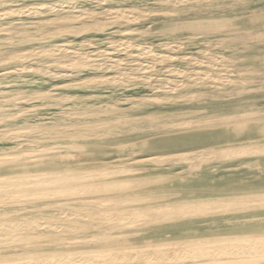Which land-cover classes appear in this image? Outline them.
Instances as JSON below:
<instances>
[{"label":"rangeland","instance_id":"374dc122","mask_svg":"<svg viewBox=\"0 0 264 264\" xmlns=\"http://www.w3.org/2000/svg\"><path fill=\"white\" fill-rule=\"evenodd\" d=\"M63 1L0 0V10ZM75 3L88 13L77 29L0 20V57L24 56L0 63V183L59 179L37 186L45 201L1 193L0 222L29 221L41 241L0 247V262L152 251L196 264L206 260L190 258V245L264 244V0ZM59 44L69 52L34 54ZM173 205L191 211L143 214ZM158 246L168 248L155 255Z\"/></svg>","mask_w":264,"mask_h":264},{"label":"bare ground","instance_id":"6f19581e","mask_svg":"<svg viewBox=\"0 0 264 264\" xmlns=\"http://www.w3.org/2000/svg\"><path fill=\"white\" fill-rule=\"evenodd\" d=\"M106 14L109 16V18L114 19V20L123 15V13L120 10H111V9L107 10ZM87 15H88L87 12H84L83 10L77 9L75 0H66L60 4H54V3L50 4V5L37 4V5H34L32 7H28V8L27 7H16V8H5V9L0 10V20L3 18H20V17L32 18V20L30 22V23H32V25H35L36 27L41 28V29H46L47 31H50V32H55V29H54L55 27H62L63 30H71L73 28L77 29L75 24L79 23V21H81V20H83V21L88 20ZM10 29H9V31H10ZM15 32H17V30H15ZM16 41L19 42L20 40H16L15 38H10L7 40L8 43H12V42L14 43ZM118 47L122 48V49H127L128 44L126 42H122L118 45ZM68 49L69 48L66 47L65 44H59V45H56L55 47H53L51 49L50 48H42L41 50L34 52V54L55 55V54H59L61 52L67 51ZM138 50H139V55L143 53L141 51V50H143V48H139ZM67 52H69V51H67ZM144 54H146V53L144 52ZM81 56L84 57V55L82 53H78L76 50H73L72 52H70V55H68V57H70L72 60L75 57L80 58ZM22 57H24V56H19V55H17V56L16 55H14V56L13 55L12 56H1L0 57V63L6 62L8 59H19V58L22 59ZM63 58H65V57H63ZM116 59L114 61H116ZM108 60H111V59H108ZM79 61H81V58L78 60V62ZM152 61H151V63H153ZM160 61H161V59H160ZM134 62H136V61H134ZM145 62H147V61H145ZM156 63H157V61H156ZM116 64H118V63H116ZM111 66H114V65H111ZM115 67L116 66H114L113 68H115ZM58 77H59V75H58ZM171 88H172V86H171ZM0 161H2V160H0ZM13 178L14 177H7L5 180H3L0 183V204L3 203L2 205H6V201H4L5 199L3 200L1 193L7 189L19 190L20 191L18 194L19 201L21 203L23 202V204L24 203L27 204L31 201H37V202L38 201H45V200L50 198V197H48L49 192L46 193V192H43V191L36 189L39 184L45 185L47 183L59 182V179L57 177H52L49 179L43 178L40 180V182H34L31 180L15 181V180H13ZM72 178L73 177L65 176L66 180H69ZM84 178H87V177H84ZM106 187H109V186L106 185ZM88 188L90 189V187H88ZM80 192H81V189H78V188L67 189V190H62V189L58 190L57 189L56 193H58V194L56 196L68 198V197H74V196L78 195ZM128 202H130V201L128 200ZM205 204H208V203H205ZM190 208H191L190 205H186V206L173 205V206H168L167 208H157L154 210L144 211L143 214L147 215L148 217H151V218H160V219L163 218L164 219L166 217H176V216H180V215L189 213L191 211ZM195 209L197 210L198 208H195ZM32 224L33 223H31L29 221L0 222V247L11 248V247L24 246V245H29V244L31 245L32 242L41 241L40 236L35 235L31 232H25V230H31L33 228ZM40 226H41V224L36 223L37 228L42 227V226L41 227ZM59 226H61V225H59ZM68 227H69V225H68ZM66 229H68V228H66ZM231 241H233V240H231ZM220 242L222 243V241H219V242L213 241V242H209V243L206 242V243H203L200 245L198 244L199 246L190 245V247H189L190 256L189 257L190 258H198L199 260L200 259L206 260V262L196 263V264H230V263L234 262V259H239V258H243V260H244L243 264H254L255 262L258 261L259 258L264 257V244L260 245L261 244L260 242L255 243L253 241L252 242L247 241L248 243H246V241H245V243L242 242V243H244L243 248L240 247V245L238 244V246L235 248H232L231 251H229L225 247L220 249V244H218ZM234 243H235V241H234ZM236 243H238V242L236 241ZM167 248H168V246L156 247L154 250L155 255H156V250L162 249V250L166 251ZM185 248H188V247H185ZM194 248H196V249L200 248V251H193ZM213 248H216V250L218 251V254L213 255V254L208 253V251L212 250ZM183 250H184V248H183ZM172 251H174V250H172ZM110 253L111 254L106 255L107 256L106 258H103L102 260H98V261L95 260L96 259L95 257L91 256V255H94L95 253H86L85 251L84 252L81 251V253L79 255H77L76 257H74V255H73V258L70 256L69 257H62V258L59 256H45L43 258L42 263H39L38 261H35V260H32V261L31 260H26V261L24 260L25 262H23V263L21 262V264H132V263H135V264H170L172 262V261L170 263L166 262L167 261L166 259L168 257L167 258L164 257L163 254L161 256H159L160 255L159 254L155 258L154 254L151 255L152 251H148V252L146 251V252H142V253L141 252H135V251H119V252L116 251V252H110ZM148 253H150V254H148ZM171 255H173V254H171ZM227 255H230L232 257L231 260L227 259L228 258ZM152 256H154V257H152ZM97 257H100V256H97ZM170 258H171V256H170ZM184 261H186V260H184ZM0 264H11V263H6V262L1 261ZM12 264H14V263H12ZM236 264H237V261H236Z\"/></svg>","mask_w":264,"mask_h":264}]
</instances>
